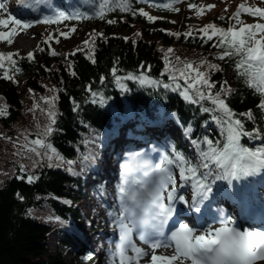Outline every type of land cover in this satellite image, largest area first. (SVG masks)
Returning <instances> with one entry per match:
<instances>
[{"label": "trees", "instance_id": "trees-1", "mask_svg": "<svg viewBox=\"0 0 264 264\" xmlns=\"http://www.w3.org/2000/svg\"><path fill=\"white\" fill-rule=\"evenodd\" d=\"M186 1L198 5V0ZM101 2L103 0H48L41 11L61 9V3L66 14L74 15L79 11L89 18L67 20L59 24L35 23L40 20L36 19L33 27H47L48 34L51 33L53 39L45 43L47 35L39 41L31 51V60L27 58V54L14 56L19 72L11 69L7 61L6 68H0V105L7 106V115L0 116V135L23 136L22 133H27L29 140L38 138L36 125L43 126L47 123L40 110L47 105L41 97L55 95L57 117L53 127L56 131L47 138V142L55 149L53 157L59 154L65 161L62 163L53 158L52 167L48 166L50 161L46 157L33 156L32 159L20 161L3 148L2 144L5 142L0 137V264H66L62 252H48L45 245L47 236L59 228L62 232L61 243L66 248L78 246L80 239L65 223L76 220L81 227L90 225L76 205L83 195L82 173L90 169V160H85V157L91 156V160H94L99 153L104 152L116 126L124 121H131L133 118L138 122L145 118L165 120L175 114L185 140L173 142V147L193 163L194 156L197 155L193 141L207 137L218 148L225 142L221 126L212 119L213 113L202 112L199 104H190L178 91L173 92L171 88L163 87L165 83H172L165 71L167 54L173 64H176V57H180L181 61L198 64L203 58L219 65L220 70L210 74V79L216 84L214 91L218 90L219 85L225 82L222 78L223 69H234V64L227 59L219 61L214 58L219 51L213 46L216 38L205 42L207 38H201L198 31L187 37L183 35L189 29L203 28L202 24H174L166 17L148 21L147 17L139 14L140 10L151 16L154 15L153 12L162 11L166 16L177 12L159 7L149 0H127L132 11L125 12L116 7L118 0H109L113 10L107 11L105 18L100 19L95 15V10ZM172 7L179 9L173 4ZM220 16H224L225 20H220ZM109 19L116 22L109 24ZM214 20L217 26L227 28V15L219 14ZM69 27L88 34L102 33L95 37L94 44L91 45L95 62L87 58L89 48H85L82 43L77 48H84V51H76V48L74 51L63 50L52 54V46L69 39L59 34L68 31ZM169 32L181 35H169ZM168 49L173 51L168 53ZM6 69L13 76L12 80L2 78ZM73 72L75 75H72ZM21 74H26V77L21 79ZM129 74L144 75L161 83L141 86L138 80L123 79ZM117 76L122 78L120 83L126 90H122L117 84ZM178 83L182 86L184 84L183 80ZM228 85L233 92L228 96L227 102L237 114L236 118L245 122L246 130L255 129L264 137V119L259 118L260 110L257 108L259 96L236 73L233 84ZM92 92L97 93V103H92ZM100 95L106 100L103 105L99 103ZM202 103L211 107L210 102ZM34 104L39 107L32 111ZM77 105L79 107L74 111ZM249 110L256 119L247 120L239 115ZM6 143L7 146L10 145L9 142ZM240 143L254 149L264 145V139L245 136ZM200 148L207 151L206 144H201ZM33 159L36 160L35 166ZM66 161L73 163L69 165ZM20 165H24L26 171H21ZM209 166L213 169V163ZM174 169L179 176V170ZM29 175L36 177L33 183L27 182ZM250 181L257 187L259 195L254 196V199L259 202L264 198V183L257 173L250 176Z\"/></svg>", "mask_w": 264, "mask_h": 264}, {"label": "snow or ice", "instance_id": "snow-or-ice-1", "mask_svg": "<svg viewBox=\"0 0 264 264\" xmlns=\"http://www.w3.org/2000/svg\"><path fill=\"white\" fill-rule=\"evenodd\" d=\"M34 3L39 5L47 3V0H34ZM4 7L3 4H0V10ZM116 7L121 12L132 11L127 0H118ZM159 7L170 11H179V9L173 8L171 3ZM188 7L189 9H196L197 17L202 15V7L193 3H189ZM206 7L210 10L215 5H207ZM111 10L113 9L109 0H103L96 8L95 15L104 19L105 13ZM242 11L250 17L259 19L255 23H246L240 19ZM4 14L3 11H0V29L8 28L9 30H0V42L12 44L15 36L33 27L32 21H22L12 15H7V19H4ZM139 14L147 17L150 22L157 19V17L148 15L143 10H140ZM133 15H135L134 11ZM80 18L88 19L89 16L79 11L74 15L57 11L54 15L46 16L35 21V23L59 24L63 21ZM219 19L225 20V17L220 16ZM227 21V28L219 27L215 23H208L198 30L189 29L183 35L187 37L193 35L194 31H198L201 38H207L205 42L216 38V43L213 46L219 51L214 58L219 61L227 59L234 64L237 77L242 79L244 84L259 96L260 103L257 105L260 110L259 118L264 119V8L255 5L246 7L244 3H241L236 12L227 18ZM107 22L112 24L116 21L109 19ZM75 31L74 27H69L67 32H60L59 34L67 39ZM168 34L181 35L176 32H169ZM100 35L102 33H90L89 39L83 41L84 47L89 48L87 58L93 62L95 61L91 45L94 44L95 37ZM51 39L53 36L49 33L44 42L47 43ZM57 42H59L58 38ZM76 51H84V48H77ZM172 51V49L167 50L168 53ZM52 54L55 55L54 52ZM74 54L73 52L72 55ZM18 55V52H0V68H6L5 61H7L11 69L19 72L20 69L16 67V60L13 59L14 56ZM27 58L31 60L33 53L29 52ZM202 68L204 70H201ZM69 69H71V64H69ZM219 70V65L203 58L196 64L190 61H181L180 57H176V64H173L168 59L167 54L165 55V71L172 83H165L163 87L165 89L171 88L173 92L178 91L179 95L190 104H199L202 112L213 113L212 119L221 126L222 133L225 135V142H223L222 147L218 148L213 146V141L207 137L193 141V145L197 148L198 163H193L190 158L173 147L171 155H165L162 163L155 166V171L146 172L144 178L135 175L128 164L122 166L123 174L118 186L121 211L117 218L121 234L113 253V256L118 258L119 264H140V260L148 256L147 252L132 242L131 235L134 229H141L140 238L151 249V258L148 264H264V231L240 230L228 219H225L220 227H210L199 234L183 222L178 223V227L171 231L170 236L165 237L164 233V226L168 224L174 211H178L174 207L175 202L188 203L184 195H178V191L189 181L193 189L192 203L188 204L189 210L194 208L196 212L201 211L199 205L207 200L212 192V187L207 183L208 178L213 174V170L209 166L211 163H215L216 168L219 169L215 178L227 180L229 185L233 180L254 175L264 169V145L253 149L240 143L241 138L245 136L252 139H264V137H261L255 129L246 130L245 122L236 118L237 114L233 112L227 102L228 96L233 92L227 81L221 83L218 90L214 91L216 84L210 79V74ZM72 75L75 73L73 72ZM113 75H115V70H113ZM2 78L12 80L13 76L6 69ZM101 79L103 80V77ZM121 79L117 76L116 82L122 90H126L124 85L120 83ZM123 79L138 80L141 86L161 83L144 75L133 76L129 74ZM180 80H183V86L178 83ZM91 94L94 97L92 103H97L95 99L97 93L92 92ZM41 99L47 105L46 108L40 109L45 115L47 123L43 126L36 125L38 129L36 134L38 138L36 139L29 140L28 134L22 133L24 139L19 143L18 154L27 156L29 159H32L33 156L46 157L50 161L48 166L52 167L53 158L62 163L65 162L59 154H55L53 157L55 149L51 143L47 142V138L56 131L53 126L56 124L57 117L55 110L57 97L53 95L41 97ZM205 101L210 102L211 107L204 106L202 102ZM105 102V98L100 95L99 103L103 105ZM38 107V104H34L32 111ZM78 107L77 105L73 110L75 111ZM6 115L7 106L0 105V116ZM239 115L246 117L247 120L256 119L251 110ZM201 144L207 145V151L200 148ZM91 159H93L91 156L85 157V160ZM66 163L71 165L73 161H66ZM35 164L36 160L33 159V166ZM169 166H174L179 170V179L183 181L179 186L172 168ZM140 167L147 168V163L140 165ZM201 168L206 171L198 175ZM20 170L26 171L25 166L20 165ZM69 170L71 171V168ZM153 176L156 177L154 181L151 179ZM35 179L34 175H29L27 182L33 183ZM20 198L22 199V197ZM159 237H165V239L160 240ZM161 247L165 249L171 247L173 253L171 255H157L156 250ZM129 250L131 255L128 254Z\"/></svg>", "mask_w": 264, "mask_h": 264}, {"label": "rangeland", "instance_id": "rangeland-1", "mask_svg": "<svg viewBox=\"0 0 264 264\" xmlns=\"http://www.w3.org/2000/svg\"><path fill=\"white\" fill-rule=\"evenodd\" d=\"M161 0H155V2L159 3ZM28 0H0V4H3L5 7L4 9L0 10L3 11L5 14L3 16L4 19H7V15H12L17 19H21L22 21H33L34 18L28 15V17L25 19L21 18V14L23 13L21 10L25 5H27ZM244 3L246 7H251L255 5V2L250 3L247 0H198L199 7L203 8L202 15L199 17L196 16V9H189L187 3H180L178 6L180 8V11H177L169 16H166L162 11L160 12H153V16L160 17V18H168L171 21L177 24H181L182 22H188L192 24H202L206 25L208 23H215V18L219 14H225L228 17H231L233 13L236 12L237 7ZM207 5H215V7L211 8L210 10L207 9ZM256 7L264 8V1L261 0L259 3H256ZM227 9V11H225ZM65 7L63 6L61 10L64 11ZM57 12V11H56ZM27 13V12H25ZM247 13L241 12L240 19L246 23H255L259 18H253L248 15ZM234 22V21H232ZM228 27V26H227ZM2 31H8L9 29H0ZM67 32V31H66ZM48 35V28L47 27H31L27 29L26 31H22L19 33V35L15 36L13 38L12 44H7L6 42H3L0 45V52L2 53H19V54H28L31 52L37 45L39 41H41L43 38H45ZM21 36H24V40L21 42V44L14 45L15 40L20 38ZM89 34L83 32L82 30L78 29L74 33H72L68 40L63 42L62 44L58 45L57 43L55 46H52L51 51L55 53H61L63 50L68 51H74L80 43L83 44V41L88 39ZM147 38V36H145ZM26 77V74H21L20 78L24 79ZM235 77L234 69L228 68L223 69V80L227 81L230 84H233ZM169 126H171L170 131H168V134L170 135L171 139L175 138L178 140L184 139L183 133H181L180 130L177 129L175 118L173 115H170L168 118ZM134 128H137L136 126ZM135 130V129H134ZM133 131L128 128V133H132ZM137 135V134H135ZM3 136V140L5 143H3V148L7 150L10 154L15 155L17 159L20 161L27 159V156H21L18 154V148L19 144H16L13 142L14 138H20L23 141V136L20 134H13V135H7L2 133L0 137ZM142 136V135H141ZM154 138V136H153ZM9 142L10 145H6ZM117 143H115L116 145ZM159 144L162 147V153L165 151H170L171 146L165 143L159 142ZM153 143L148 145H140L136 149L132 150H125V155L122 157L123 163L128 164L132 168V172L141 177V173L143 172L144 167H140L141 164H144L143 160H146L148 158L149 152L153 149ZM156 147H158V143H156ZM122 150L121 148H119ZM164 152V153H165ZM138 154V155H137ZM136 156L139 160H142V163L134 164L136 160ZM163 154L160 156L162 158ZM102 157H100L101 159ZM199 158L195 157L196 163H198ZM137 161V160H136ZM112 163V162H111ZM118 164V163H117ZM134 164V165H133ZM119 165H113V178H106L101 177L98 178L102 184L100 185V190L103 191L105 189H113L114 194L116 198H119L118 195V186L117 183V167ZM121 165L120 167H122ZM136 166V167H134ZM95 167V165H94ZM134 167V168H133ZM171 167V166H169ZM102 164L98 165V169H102ZM215 171H213V174L208 178L207 183L210 184L212 187V192L209 194V198L205 200L204 202H207L211 199V201H214L216 203L222 201L223 196L220 194L221 192H227L232 195V197H227V205H230L232 208H234V211L236 214L239 215L240 208L244 211V215H246V209L248 207L253 208L251 206L252 202V194H257V190L255 189V186L250 183L249 178L247 176L244 180L238 183V185H233L232 187L226 188L225 183L227 184V180L223 179H216V173L219 171V169L214 166ZM123 169V167H122ZM140 170V171H139ZM264 170V169H262ZM206 171L205 169H201V172ZM104 173H108V170H103ZM123 172V171H122ZM121 172V174H123ZM85 177V182H83L84 185V195L87 197H84L83 199L77 201L76 205L78 206V209L82 212L83 216L87 218L93 227H96L99 230H105L107 229V222L106 219H111L114 214L116 217L118 216L117 213L119 211V207L117 205H114L115 202L111 201V207L101 206L103 202V199L96 197V189L95 187L98 186L99 181L95 180V176L91 177L92 182H88L89 177L86 178V175H83ZM264 178V176H263ZM87 182V183H86ZM89 183V184H88ZM121 183V182H120ZM183 183V182H181ZM167 194V193H166ZM228 194V195H229ZM178 195H184L185 200L188 201V203H182L183 205H188L192 203V196H193V189H191L187 184L180 188V193ZM106 198L109 197V195H104ZM101 200V201H100ZM109 202V201H108ZM181 203V202H180ZM114 205V206H113ZM109 208V209H108ZM110 210V211H109ZM112 212V213H109ZM111 214V215H110ZM119 214V213H118ZM109 223V222H108ZM239 224H241V221L239 219ZM72 228L77 231L81 237L87 238L88 242L86 241V244H79L77 248H66L65 245L61 243L62 239V232L59 229H55L52 232L49 233L47 236V239L45 241V245L48 249V252L50 254H56L58 252L63 253V258L65 260L66 264H119L118 258L113 256V253L115 252L113 247L107 246L106 249H102L100 245L101 240L95 235L94 229L90 230H82L80 226L77 224L76 220L72 221L71 224ZM203 230H207L204 228ZM117 231V230H116ZM104 241L102 240V244ZM137 243V242H136ZM100 245V246H97ZM148 253V256L142 258L140 261L143 263H148V261L151 258V250H146ZM173 253V248H161L159 250H156L157 255H171ZM128 254L131 255V251H128ZM115 262V263H114Z\"/></svg>", "mask_w": 264, "mask_h": 264}, {"label": "bare ground", "instance_id": "bare-ground-1", "mask_svg": "<svg viewBox=\"0 0 264 264\" xmlns=\"http://www.w3.org/2000/svg\"><path fill=\"white\" fill-rule=\"evenodd\" d=\"M24 36H21L20 38L16 39L15 40V46L17 44H21V42L24 40ZM13 142H15L16 144H19L20 142H22V140L20 138H14ZM121 203V201L119 200H115V204L114 205H117L119 207V204ZM113 205V206H114ZM111 207V205H109V208ZM108 208V209H109ZM110 211V210H109ZM109 213H112V212H109ZM113 217H111V219H106V222H107V225L109 226L107 229L105 230H99V229H95V235L99 238V239H102L103 235L104 234H111L113 235L114 233V229H115V226L118 224V219L117 217L113 214L112 215ZM109 222V223H108Z\"/></svg>", "mask_w": 264, "mask_h": 264}]
</instances>
